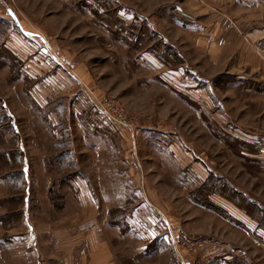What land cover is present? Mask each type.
I'll list each match as a JSON object with an SVG mask.
<instances>
[{
  "label": "rangeland",
  "instance_id": "1",
  "mask_svg": "<svg viewBox=\"0 0 264 264\" xmlns=\"http://www.w3.org/2000/svg\"><path fill=\"white\" fill-rule=\"evenodd\" d=\"M222 1L0 0V264H264V67L220 59Z\"/></svg>",
  "mask_w": 264,
  "mask_h": 264
},
{
  "label": "crops",
  "instance_id": "2",
  "mask_svg": "<svg viewBox=\"0 0 264 264\" xmlns=\"http://www.w3.org/2000/svg\"><path fill=\"white\" fill-rule=\"evenodd\" d=\"M231 1L223 0L222 10L230 13L236 28L225 31H230L228 34L231 35L225 38L226 46L218 47V52L222 50L220 59L238 60L239 65L243 61L254 67H264V0Z\"/></svg>",
  "mask_w": 264,
  "mask_h": 264
},
{
  "label": "trees",
  "instance_id": "3",
  "mask_svg": "<svg viewBox=\"0 0 264 264\" xmlns=\"http://www.w3.org/2000/svg\"><path fill=\"white\" fill-rule=\"evenodd\" d=\"M1 103V101H0ZM0 120H4L7 119L8 120V114H7V110L6 107L3 105H0Z\"/></svg>",
  "mask_w": 264,
  "mask_h": 264
},
{
  "label": "built area",
  "instance_id": "4",
  "mask_svg": "<svg viewBox=\"0 0 264 264\" xmlns=\"http://www.w3.org/2000/svg\"><path fill=\"white\" fill-rule=\"evenodd\" d=\"M103 110H104V112H105L108 116H110V117H115V116L113 115V113L111 112L110 107L107 108V107H104V106H103ZM182 246L185 247V246H186V242L182 243Z\"/></svg>",
  "mask_w": 264,
  "mask_h": 264
}]
</instances>
